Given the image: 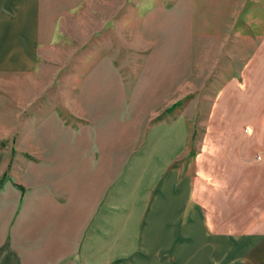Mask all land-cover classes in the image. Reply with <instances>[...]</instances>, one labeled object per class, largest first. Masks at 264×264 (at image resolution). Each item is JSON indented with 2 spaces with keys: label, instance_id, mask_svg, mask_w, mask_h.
<instances>
[{
  "label": "rangeland",
  "instance_id": "1",
  "mask_svg": "<svg viewBox=\"0 0 264 264\" xmlns=\"http://www.w3.org/2000/svg\"><path fill=\"white\" fill-rule=\"evenodd\" d=\"M35 27L37 66L3 69L29 64ZM179 117L188 141L170 167L192 176L210 230L230 241L141 263L214 264L221 248L217 264H264V0H0V151L13 158L0 189L15 170L21 205L72 218L51 233L72 250L46 244L40 264L79 262L150 128Z\"/></svg>",
  "mask_w": 264,
  "mask_h": 264
},
{
  "label": "crops",
  "instance_id": "2",
  "mask_svg": "<svg viewBox=\"0 0 264 264\" xmlns=\"http://www.w3.org/2000/svg\"><path fill=\"white\" fill-rule=\"evenodd\" d=\"M37 9L36 5L35 25ZM33 33L26 48L29 64L3 69L25 70L37 66L34 51L36 27ZM187 141L183 117L150 128L143 151L129 159L110 201L85 231L79 246V262L70 260V264H142L143 260L151 263L158 255L168 253L170 248L183 253L184 244L194 243L192 249L198 251L201 242L216 244L230 241L228 235L210 230L192 176L184 178L178 168L170 167L184 152ZM11 161L12 156L1 150L0 180L9 174ZM15 174L16 171L12 170V177L5 178L0 189V264H27L28 257L37 258L36 264H40L41 251H46V244L48 251L54 253L62 249L72 250L71 240L66 238L57 244V241L52 242L54 238L51 235L57 226L69 227L72 218L56 219L57 208L51 209L53 204L47 215L41 214V210L44 211L41 203L21 205L23 190L20 186L23 189L24 186L15 179ZM48 226L52 228L49 235L42 237V229L45 232ZM255 243L259 261L264 262V236L257 238ZM238 246L243 248L244 245L236 244ZM220 251L210 250L214 264H217L216 257Z\"/></svg>",
  "mask_w": 264,
  "mask_h": 264
},
{
  "label": "trees",
  "instance_id": "3",
  "mask_svg": "<svg viewBox=\"0 0 264 264\" xmlns=\"http://www.w3.org/2000/svg\"><path fill=\"white\" fill-rule=\"evenodd\" d=\"M1 184H2V182H0V187H1Z\"/></svg>",
  "mask_w": 264,
  "mask_h": 264
}]
</instances>
